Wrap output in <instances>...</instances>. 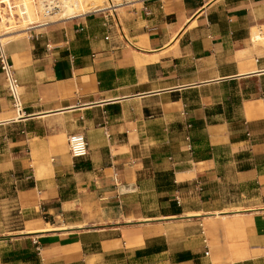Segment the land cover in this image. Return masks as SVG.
<instances>
[{
    "label": "crops",
    "instance_id": "obj_1",
    "mask_svg": "<svg viewBox=\"0 0 264 264\" xmlns=\"http://www.w3.org/2000/svg\"><path fill=\"white\" fill-rule=\"evenodd\" d=\"M127 1L5 44L0 264H264V0Z\"/></svg>",
    "mask_w": 264,
    "mask_h": 264
},
{
    "label": "built area",
    "instance_id": "obj_2",
    "mask_svg": "<svg viewBox=\"0 0 264 264\" xmlns=\"http://www.w3.org/2000/svg\"><path fill=\"white\" fill-rule=\"evenodd\" d=\"M79 3L78 0H0V21L1 13L8 14L11 9H16L18 17H26L28 19V9L29 4H33L37 12L42 15L43 19L41 21H28L27 25L23 28L25 32L29 34V37L35 40H41L42 34L36 32L37 28L45 27L49 23L55 20H48L49 17L61 14L68 7L71 2ZM109 5L104 8H96L94 13L103 14V25L106 28L107 34L106 38L110 39L112 32L118 30L117 33H121V24L118 18H116L115 13L116 9L124 4H127V0H121L120 2H114V0H108ZM108 10V12H106ZM88 13V12H87ZM78 13H73L72 16L61 17L62 18H76L82 14L75 15ZM58 20V19H57ZM3 34L0 29V69L5 75L6 80V91L12 102L13 109L15 110L18 118L24 114V107L22 101V91H21V82L17 76L14 65L10 62L9 56L5 51V44L2 38ZM47 49H53L51 44L46 45ZM189 139V137H187ZM68 147L70 154L73 158H83L88 155L89 145L87 138L82 132L71 133L68 136ZM202 186L198 185L197 190L201 191ZM177 203L180 205L181 200L177 197ZM36 243V240H34ZM37 250H40V247L37 246ZM208 254V251L205 252Z\"/></svg>",
    "mask_w": 264,
    "mask_h": 264
},
{
    "label": "rangeland",
    "instance_id": "obj_3",
    "mask_svg": "<svg viewBox=\"0 0 264 264\" xmlns=\"http://www.w3.org/2000/svg\"><path fill=\"white\" fill-rule=\"evenodd\" d=\"M121 0H114V2H120ZM74 2V1H73ZM73 2H71L73 4ZM79 3L77 8L75 9V13H87L94 11L96 8H104L109 5L108 0H78ZM69 7H67L61 14L55 15L53 17H49L48 20H57L61 17H68L66 14ZM28 19L26 17L20 18L16 14L18 10L11 9L10 13L3 14L1 13V21H0V29L1 33L3 34V42L6 43L12 39L23 37L25 36V31L23 28L27 25L28 21H41L43 19L42 15H40L35 6L33 4H29L28 9ZM63 19V18H62ZM5 129H3L4 131ZM18 129H13V131ZM69 149V147H68ZM57 226H64V223L56 224V225H49V228L57 227Z\"/></svg>",
    "mask_w": 264,
    "mask_h": 264
},
{
    "label": "bare ground",
    "instance_id": "obj_4",
    "mask_svg": "<svg viewBox=\"0 0 264 264\" xmlns=\"http://www.w3.org/2000/svg\"><path fill=\"white\" fill-rule=\"evenodd\" d=\"M77 6H78V4H77V3H74V2H73V4H69V5H68V7H69L68 10H69V11H67V13H66V14H68L67 16H70V17H71L72 14L76 12L75 9L77 8ZM64 12H65V11H64ZM79 14H84V13H78V14H75V15H79ZM256 38H259V37L257 36ZM44 169L47 170V169H49V168L44 167ZM47 229H51V228L47 227Z\"/></svg>",
    "mask_w": 264,
    "mask_h": 264
}]
</instances>
